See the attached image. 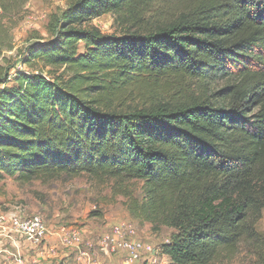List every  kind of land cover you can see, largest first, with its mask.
<instances>
[{
	"label": "trees",
	"instance_id": "trees-1",
	"mask_svg": "<svg viewBox=\"0 0 264 264\" xmlns=\"http://www.w3.org/2000/svg\"><path fill=\"white\" fill-rule=\"evenodd\" d=\"M29 1L0 0V181H114L172 264H264V0H70L10 63Z\"/></svg>",
	"mask_w": 264,
	"mask_h": 264
},
{
	"label": "rangeland",
	"instance_id": "rangeland-1",
	"mask_svg": "<svg viewBox=\"0 0 264 264\" xmlns=\"http://www.w3.org/2000/svg\"><path fill=\"white\" fill-rule=\"evenodd\" d=\"M69 2L70 0H30L25 5L22 18L11 26L10 38L13 50L4 54L11 58L10 63L19 60L22 51L35 40L48 38L46 30L48 24L54 20V17L61 15ZM90 26L104 36L118 37L124 31L115 23L111 15H103L92 20ZM34 69L40 71V65L34 66ZM122 187L130 190L134 197H140L139 182L124 183ZM114 190H116L114 181L94 179L86 175L76 178L59 176L50 181H32L28 184H20L14 178H5L0 181V212L18 209L24 216H41L50 228L71 227L81 231L85 241L93 240L92 244L95 247H97V239L108 232L113 225L126 222L136 230L137 239L158 252L153 257L146 254L138 262L131 264H172L160 253L159 246L168 241L173 230L162 228L158 233L153 234L149 225H139L130 218L122 196L113 195ZM262 227L263 223L260 222L258 230H262ZM83 246L89 251L87 250L89 246H85V242L80 247ZM55 264L65 263L59 261ZM214 264H255V262L249 254L240 252L230 261Z\"/></svg>",
	"mask_w": 264,
	"mask_h": 264
},
{
	"label": "built area",
	"instance_id": "built-area-1",
	"mask_svg": "<svg viewBox=\"0 0 264 264\" xmlns=\"http://www.w3.org/2000/svg\"><path fill=\"white\" fill-rule=\"evenodd\" d=\"M51 239L62 248H81L84 244L79 230L67 226L50 228L41 216H24L18 209L0 212V264H55ZM96 246L106 254L123 256L128 264L146 254L153 257L158 253L137 239L136 230L126 222L113 225L97 239ZM26 250L34 251L37 258H27Z\"/></svg>",
	"mask_w": 264,
	"mask_h": 264
},
{
	"label": "crops",
	"instance_id": "crops-1",
	"mask_svg": "<svg viewBox=\"0 0 264 264\" xmlns=\"http://www.w3.org/2000/svg\"><path fill=\"white\" fill-rule=\"evenodd\" d=\"M51 242L54 246V254L52 256L54 262L63 261L65 264H128L124 261L123 256L106 254L96 247H87L89 251H86L84 246L81 248H62L54 239H51ZM84 242L85 246H89L93 243V240L85 241L84 239ZM24 253L27 258H37L32 250H26Z\"/></svg>",
	"mask_w": 264,
	"mask_h": 264
}]
</instances>
